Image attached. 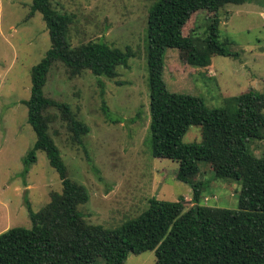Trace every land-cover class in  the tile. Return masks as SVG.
Wrapping results in <instances>:
<instances>
[{"label": "rangeland", "instance_id": "obj_1", "mask_svg": "<svg viewBox=\"0 0 264 264\" xmlns=\"http://www.w3.org/2000/svg\"><path fill=\"white\" fill-rule=\"evenodd\" d=\"M155 0H52L61 11L72 13L70 40L79 45L104 40L136 56L129 67L120 66L116 78L96 76L90 70L71 77L62 62L49 75L46 96L71 105L90 127L82 142L73 138L67 124L58 119L51 132L68 168L69 177L84 184L90 199L80 205L90 223L117 227L148 209L151 198L192 205L191 184L177 179L179 163L151 153L150 90L146 34L148 14ZM33 0H0V234L13 227H31L27 201L34 211L62 190L61 178L43 150L24 175V158L34 147L36 133L28 121L32 69L51 48L49 29L37 12L29 17ZM206 10L193 14L184 27L196 50L168 49L164 79L172 91L202 97L213 107L234 106L235 97L250 89L264 92V0L228 4L221 10L222 38L230 40L237 58L212 56L205 65L190 64L206 37ZM200 48V50H199ZM108 109V115L104 107ZM235 107V106H234ZM51 112H59L52 108ZM202 141V127L193 125L184 143ZM261 156L264 141L250 143ZM194 180H203L201 203L239 209L242 183L216 178L214 168L200 163ZM155 251L130 253L125 264H155Z\"/></svg>", "mask_w": 264, "mask_h": 264}, {"label": "trees", "instance_id": "obj_2", "mask_svg": "<svg viewBox=\"0 0 264 264\" xmlns=\"http://www.w3.org/2000/svg\"><path fill=\"white\" fill-rule=\"evenodd\" d=\"M250 0H155L148 14L146 51L150 90L151 137L156 158L179 163L177 179L193 187L191 207L186 199L151 198L148 209L117 227L90 223L80 205L90 199L87 187L69 177L61 150L51 132L58 119L67 124L78 142L90 127L70 104L45 95L52 67L62 62L69 76L90 70L96 76L116 78L120 66L129 67L136 51L104 40L73 45L72 13L59 10L52 0H33L29 17L40 12L51 37V48L32 69L28 121L36 133L34 147L24 158L26 175L47 154L58 172L62 190L34 211L27 201L31 227H13L0 234V264H125L130 253L155 251V264H264V150L255 155L250 143L264 141V92L250 89L235 97L234 106L209 107L197 95L172 91L164 79L168 49L196 50L194 38L184 34L191 16L206 10V37L190 64L205 65L213 56L237 58L230 40L222 38L221 10ZM55 108L59 112H51ZM108 115V109L104 107ZM193 125L202 127V141L184 143ZM214 168L216 178L239 181V209L202 204L203 180H194L200 163Z\"/></svg>", "mask_w": 264, "mask_h": 264}]
</instances>
